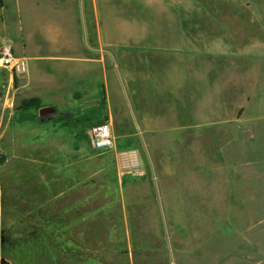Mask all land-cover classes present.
<instances>
[{
  "label": "rangeland",
  "instance_id": "rangeland-1",
  "mask_svg": "<svg viewBox=\"0 0 264 264\" xmlns=\"http://www.w3.org/2000/svg\"><path fill=\"white\" fill-rule=\"evenodd\" d=\"M186 1H101V28L112 43L129 46L101 52L124 92L96 95L86 74L78 95L59 88L40 99L23 90V75L12 82L0 70V264H264L263 17L254 24L245 17L236 28L228 14L217 16L228 1ZM220 22L226 42L232 32L254 36L253 55L215 56ZM187 72L208 94L222 84L220 127L207 129L205 143L157 128L142 139L136 106L176 128L198 113L181 110V95H140L141 79L154 74L169 87L170 77L181 84ZM35 98L39 107L24 108ZM45 107L56 113L41 119ZM104 122L113 123L112 145L97 151L90 130ZM125 149L139 152V172L121 169Z\"/></svg>",
  "mask_w": 264,
  "mask_h": 264
},
{
  "label": "crops",
  "instance_id": "crops-1",
  "mask_svg": "<svg viewBox=\"0 0 264 264\" xmlns=\"http://www.w3.org/2000/svg\"><path fill=\"white\" fill-rule=\"evenodd\" d=\"M64 1H68V7L64 5ZM70 1L74 2L70 3ZM101 1L0 0V44L6 42V40L12 41L15 50L20 49L21 51L18 50L20 54L27 58L28 72L23 75L22 84V88L26 93H29L32 97L41 99L47 93L55 96L58 94L56 90L63 88L70 96L78 95L80 80L82 84H85L86 80L84 81V79L86 78V74L89 84H92L95 89L94 93L96 95H109L112 88L114 91L123 90L124 92L122 79L119 78V84L115 83V79L112 77L111 71L107 66L108 56L101 52H103L102 49L111 46H129H120L112 43L101 28L99 14ZM169 1L179 6H184L187 2L186 0ZM227 1L230 5V11L227 10L225 13L224 9L221 8L218 10L220 13L218 12L217 16L228 14L231 17L230 24L232 27L238 28L234 22L243 20L245 17L251 19L249 21L254 24L256 17L262 14V34L257 35V38L264 49V3L262 7H255L250 2L259 0H214L216 5L221 6L228 4ZM48 5L51 6V9H47ZM204 10H206V7ZM183 11V14L187 15L186 21L188 23V26H186L187 30H185V24L182 25L183 31H187V40L184 41L187 47L191 43L192 12L189 6H187L186 10L183 9ZM221 25L222 23L219 25L221 34H216L213 42L211 41L213 43L211 47H213L215 56H224L228 53H237L238 56L253 55L250 53L252 48L250 43L254 39L252 38L254 36L239 39L232 32L228 38L231 39L230 42H226L225 38L221 39L223 33ZM195 30L201 32L202 27L198 25ZM199 37L202 40L203 35L200 34ZM203 39H207L206 34ZM180 44L176 43V46ZM258 57H262L261 72L262 79L264 80V53L263 56ZM182 60L184 62V59ZM196 76L189 72L183 74L181 84L175 83L176 77H170L167 81L169 87L160 85V79L154 74H151V77H149L150 81L141 79L140 95L156 97V101L159 99L157 97L181 95L183 97L181 102H179L180 106H182L181 110L183 109L188 113H198L193 118V121L191 119L187 120L188 122L184 123V125L176 128L166 126L163 123V121H166L165 117L157 118L154 112L149 113L146 109L136 106L137 119L143 131L140 134L142 139H144V136L148 137V133H153L155 128H157L156 133L158 135L181 133L184 139H186L188 134L191 135L192 133L195 138L205 143L207 129L220 127L221 120L217 121L216 115L217 112H221L222 110V92L220 91L222 84L218 83L216 85L217 88L215 87L208 94L206 84L194 82ZM219 77L221 79L222 75H219ZM198 78L202 80L200 73L198 74ZM175 89L178 91H175ZM209 95L210 98H208ZM167 100H165L166 104ZM151 104L153 106L156 105L153 100ZM169 106L170 104H167L164 107L165 111H168L167 108ZM195 119L196 121H194ZM110 125L112 129L113 123ZM202 152L205 158L206 148Z\"/></svg>",
  "mask_w": 264,
  "mask_h": 264
},
{
  "label": "built area",
  "instance_id": "built-area-1",
  "mask_svg": "<svg viewBox=\"0 0 264 264\" xmlns=\"http://www.w3.org/2000/svg\"><path fill=\"white\" fill-rule=\"evenodd\" d=\"M0 70L9 74L13 82L15 77L27 74V58L16 52L11 43L0 46ZM91 143L95 150H107L112 145V129L108 122L93 126L90 130ZM119 165L127 172H139L142 168L140 154L135 149H125L119 153Z\"/></svg>",
  "mask_w": 264,
  "mask_h": 264
},
{
  "label": "water",
  "instance_id": "water-1",
  "mask_svg": "<svg viewBox=\"0 0 264 264\" xmlns=\"http://www.w3.org/2000/svg\"><path fill=\"white\" fill-rule=\"evenodd\" d=\"M55 113H56V109L54 107H45L40 109L39 111V115L41 119L45 117L53 116Z\"/></svg>",
  "mask_w": 264,
  "mask_h": 264
},
{
  "label": "trees",
  "instance_id": "trees-1",
  "mask_svg": "<svg viewBox=\"0 0 264 264\" xmlns=\"http://www.w3.org/2000/svg\"><path fill=\"white\" fill-rule=\"evenodd\" d=\"M39 107V99H31L29 101H24V108Z\"/></svg>",
  "mask_w": 264,
  "mask_h": 264
}]
</instances>
